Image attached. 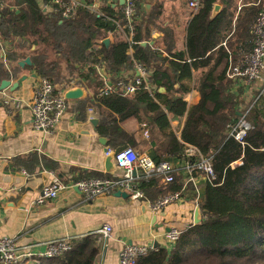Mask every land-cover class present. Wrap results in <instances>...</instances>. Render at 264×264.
<instances>
[{
  "label": "trees",
  "instance_id": "16d2710c",
  "mask_svg": "<svg viewBox=\"0 0 264 264\" xmlns=\"http://www.w3.org/2000/svg\"><path fill=\"white\" fill-rule=\"evenodd\" d=\"M5 1L0 8V35L16 42L8 59L23 57L19 49L26 43H42L43 48L32 56L42 77L55 81L52 71L59 60L49 62L50 51L72 64H86L90 59L104 62V70L113 74L124 67L134 73L135 63L149 70V84L156 86L152 91L94 93L91 101L99 119L97 131L108 139V148L114 152L127 146L139 148L157 165L178 159L195 162L202 157L213 165L215 177L204 180L200 196V222L184 228L172 246L159 245L140 256L136 264H264V97L256 96L258 89L249 99L240 96L244 86L232 91L234 83L227 76L230 53L223 45L227 41L235 60L241 51L252 48V27L264 10V0H242L237 16L239 0H199L189 21L186 51L175 53L171 30L153 44H142L153 40L159 10L150 11L145 22L135 21L133 35L119 37L107 48L102 40L110 33H130L124 10L104 5L94 11L92 1L86 0L73 16L62 18L51 0L43 2H50L53 11L43 10L41 0ZM142 1L134 0L138 14ZM218 1L223 7L213 17ZM89 71L91 77L94 70ZM3 72L6 69L0 63ZM128 79L119 76L114 81ZM97 85L100 88L101 81ZM192 89L200 99L189 106L184 95ZM244 115L252 125L245 145L231 135ZM174 119L184 120L180 135L173 128ZM130 120L134 129L128 126ZM144 126L150 136L140 139L138 132ZM188 145L196 148L195 154L188 156ZM182 169L175 168L169 183L163 181V174L142 176L143 199L153 202L183 192ZM99 249L96 239H88L80 249L48 259V264H95Z\"/></svg>",
  "mask_w": 264,
  "mask_h": 264
},
{
  "label": "crops",
  "instance_id": "0c3cea01",
  "mask_svg": "<svg viewBox=\"0 0 264 264\" xmlns=\"http://www.w3.org/2000/svg\"><path fill=\"white\" fill-rule=\"evenodd\" d=\"M91 1L92 4H96L97 11L104 5L119 11L123 10L124 6L121 0ZM189 1L143 0L140 3L138 21L145 22L150 11H160L156 28L151 35L153 40L144 41L147 42L146 45L153 44L154 39L165 36L164 31L171 30L173 41L176 43L172 52L175 53L177 48H181L177 52L186 51L187 29L195 13L188 5ZM41 2L43 10L53 11L50 2L43 0ZM216 3L222 4L223 7L222 2ZM238 4L236 16L243 6L242 0H239ZM231 34L232 31L225 39ZM131 35L133 32L130 31L129 35H126L121 30L110 33L106 37L110 39V44L106 47H110L119 37ZM15 44L14 40H5L3 48H0V63L6 69V72L0 74V81L10 78L12 83H19L14 91L10 89L0 91V236L15 237L21 252L44 251L49 242L63 237L70 238L73 243L71 250H78L88 239H96L100 249L95 264H119L120 251L126 244L158 242L159 245H167L165 233L169 228L176 227L183 230L194 223L197 208L196 190H199L200 195L203 193L205 178L194 175V179L189 181L182 169L187 163L184 159L172 162L175 168L183 170L184 187L186 185L183 198L168 205L160 213L153 212L145 200L134 198L127 190L123 191L129 193V197L116 196L117 191H113L87 199L78 188V190L68 188L57 199L36 204L34 200L42 189L55 178L73 183L84 178H122L125 172L115 160L114 169L106 170L108 146L107 141L103 144L101 138L108 139L98 133L97 125L91 121L93 118H98L92 108V97L104 84L95 65L105 69V63L101 64L90 59L86 64H72L49 52V62L59 60L58 66L52 71L56 74L54 83L57 89L64 94L68 88L82 86L86 90L87 97L69 100V108L55 132L47 134L34 129L33 113L30 108L34 87L41 77L33 66L32 56L34 51L42 49L44 45L26 43L19 49L24 54L23 57L17 61H10L8 51L14 48ZM224 47L232 52L227 46ZM27 57H30L31 64L20 65L19 62ZM227 65L228 62L226 68ZM90 68L94 70L91 77L87 75ZM10 72L14 76H10ZM106 74L108 81L113 83L119 76L131 79L136 74V70L133 73L130 67H124L118 74L107 71ZM98 81H101L100 88L97 85ZM233 83L232 91L244 86L242 97L248 99L249 89L257 91L263 83V78L256 81L253 87L237 81ZM155 88L156 86L151 84V89ZM160 90L165 91V88L161 87ZM7 96L17 100L19 105L8 102ZM184 98L191 106L200 99L199 92L192 89L184 95ZM128 123L130 129L135 128L133 120ZM183 124L184 120H173L172 125L177 135H180ZM145 126L138 132L140 139L150 136V130ZM145 129L149 132L147 137L144 135ZM190 146L192 145H188L186 151ZM135 149L147 154L139 148ZM106 224L112 227L109 234H104L102 231ZM49 262L50 260L45 258L39 260V264Z\"/></svg>",
  "mask_w": 264,
  "mask_h": 264
},
{
  "label": "built area",
  "instance_id": "2783aa9c",
  "mask_svg": "<svg viewBox=\"0 0 264 264\" xmlns=\"http://www.w3.org/2000/svg\"><path fill=\"white\" fill-rule=\"evenodd\" d=\"M61 12L62 18H70L73 16L79 6L82 4L80 0H51ZM6 4L5 0H0V8ZM190 8L196 11L199 6V0H190L188 2ZM92 10L97 11L96 4L91 5ZM124 14L128 20L127 28L133 32L134 22L138 19L136 5L134 0H124ZM252 48L250 50L241 51L240 57L235 60L232 52L230 53L227 76L229 79L241 82L244 85L252 86L260 78H263L262 85L258 88L256 96L264 97V10H262L253 27H252ZM5 40L0 35V48H3ZM225 46L226 43H223ZM95 68L100 75L104 84L100 90L101 93H119L123 95H132L139 89L152 91L149 84V70L140 63H135L136 74L127 81L118 80L110 83L107 78L106 71L103 67L95 65ZM8 102H14L19 105V102L7 96ZM33 113V127L36 130L43 131L47 134H53L62 120L63 115L68 110V100L65 99L55 83L47 77H39L37 84L34 87V95L30 104ZM252 128L251 123L246 116L240 118L239 123L232 129L231 135L241 142L246 144L245 138L249 130ZM148 130H144V135L148 136ZM196 148L190 146L187 149V154H195ZM113 154V158L118 166L123 168L125 175L117 179H102V178H84L73 183H67L63 180L55 178L48 183L41 193L34 200L36 204H44L47 201L57 199L60 194L68 188H78L87 198H95L102 194L111 193L117 190H127L136 199H143L144 193L139 187V182L142 176H150L155 173L163 174V181L169 183L173 181L175 170L172 163L163 161L156 164L154 160L147 154L140 153L132 146H127L118 151L107 149L106 154ZM242 161L236 162L241 164ZM185 173L188 180L194 179V175H201L205 179H213L215 177L213 165L208 158H201L195 162H187L185 164ZM136 172V174H134ZM186 188H183V192ZM183 192L169 193L155 201L145 200L146 204L153 212L160 213L168 205L179 202L183 198ZM196 205L199 207L200 193L196 190ZM144 200V199H143ZM102 231L104 234H109L112 227L106 224ZM181 229L172 227L165 233L168 246H172L181 234ZM154 244H126L120 251L119 264H136L138 258L155 250ZM72 249V242L69 237H63L58 240L51 241L47 244V248L41 252H33L25 250L19 251L17 239L12 236H0V264H39L40 259H51L56 256L69 252ZM30 260V261H29Z\"/></svg>",
  "mask_w": 264,
  "mask_h": 264
},
{
  "label": "water",
  "instance_id": "95a60500",
  "mask_svg": "<svg viewBox=\"0 0 264 264\" xmlns=\"http://www.w3.org/2000/svg\"><path fill=\"white\" fill-rule=\"evenodd\" d=\"M82 3H85L86 1L85 0H81ZM121 3L123 4L124 3V0H121ZM220 9H222V4H219V3H215L214 4V8H213V11H212V15L213 17L217 15V13L220 11ZM104 44L106 46H109L110 44V39L109 38H105L104 39ZM143 45H146L147 42H143L142 43ZM181 48H177L175 50V52H177L178 50H180ZM31 64V59L30 57H27L25 58L24 60L20 61L19 64L24 66L25 64ZM10 76H14L13 73L10 72ZM19 86V83H12V81L10 80V78H4L0 81V91H3V90H6V89H10L11 91H14L16 90V88H18ZM64 97L66 100H79V99H82V98H86L87 97V93H86V90L84 87L82 86H73L71 88H68L64 91ZM95 125H98L99 123V119L98 118H93L91 120ZM101 141L103 142V144H106V139L105 138H101ZM106 151H107V148H106ZM114 158H113V154H109L107 155L106 157V170L107 171H112L114 169ZM134 174H136V172H134ZM76 190H78L76 188ZM116 196H123V197H129L130 194L123 191V190H117L116 192ZM201 210H200V207H197L196 208V211H195V214H194V223L197 224L200 222L201 220ZM154 246H159L158 242L154 244Z\"/></svg>",
  "mask_w": 264,
  "mask_h": 264
},
{
  "label": "rangeland",
  "instance_id": "374dc122",
  "mask_svg": "<svg viewBox=\"0 0 264 264\" xmlns=\"http://www.w3.org/2000/svg\"><path fill=\"white\" fill-rule=\"evenodd\" d=\"M249 92H250V93H249L248 99L251 98L252 95H250V94H251V92H253V91H251V89H249ZM242 95H243V94H241L240 96H242ZM165 239H166V238H165Z\"/></svg>",
  "mask_w": 264,
  "mask_h": 264
},
{
  "label": "bare ground",
  "instance_id": "6f19581e",
  "mask_svg": "<svg viewBox=\"0 0 264 264\" xmlns=\"http://www.w3.org/2000/svg\"><path fill=\"white\" fill-rule=\"evenodd\" d=\"M82 4H84V3H82ZM142 43H143V42H142ZM135 93H136V92H135ZM135 93H134V94H135ZM132 95H133V94H132Z\"/></svg>",
  "mask_w": 264,
  "mask_h": 264
}]
</instances>
